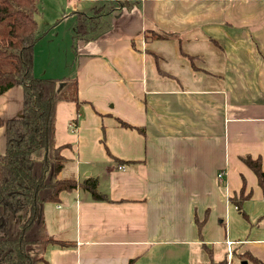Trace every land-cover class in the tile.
<instances>
[{"label": "crops", "instance_id": "obj_1", "mask_svg": "<svg viewBox=\"0 0 264 264\" xmlns=\"http://www.w3.org/2000/svg\"><path fill=\"white\" fill-rule=\"evenodd\" d=\"M59 1L33 71L77 78L80 105L57 104L60 177H96L107 199L79 187L45 204L71 242L46 264H207L209 249L228 264L229 242L231 261L264 264V191L242 159L264 167V0ZM79 13L98 17L87 37Z\"/></svg>", "mask_w": 264, "mask_h": 264}, {"label": "trees", "instance_id": "obj_2", "mask_svg": "<svg viewBox=\"0 0 264 264\" xmlns=\"http://www.w3.org/2000/svg\"><path fill=\"white\" fill-rule=\"evenodd\" d=\"M39 2L0 0V97L14 86L23 89L21 114L9 119L0 114V129L4 128L6 134L5 150L0 151V264H46L50 244L71 245L49 233L44 214L47 202L59 203L62 193L79 187L91 192L95 200L107 199L99 191L96 177L89 176L82 182L60 177L68 159L62 154L64 146L56 144L57 104L70 100L80 105L78 81L34 74L35 45L41 38ZM98 28V17L78 14L79 37H87ZM154 36L167 37L159 32ZM242 159L257 175L264 191L262 157L248 155ZM208 252L207 264H227V256L216 260L213 251ZM249 257L233 251L231 263L235 264L236 258L241 264ZM250 259L260 264L255 257Z\"/></svg>", "mask_w": 264, "mask_h": 264}, {"label": "rangeland", "instance_id": "obj_3", "mask_svg": "<svg viewBox=\"0 0 264 264\" xmlns=\"http://www.w3.org/2000/svg\"><path fill=\"white\" fill-rule=\"evenodd\" d=\"M60 1L59 0H40V11H39V14L37 16V20H38V30L40 32H48L49 29H48V24L47 22L50 20H54L52 19L53 17L51 16V13H50V10H51V7H53L54 5H60ZM45 33V34H46ZM47 35V34H46ZM44 35V36H46ZM47 37V36H46ZM45 37V38H46ZM44 43V40L43 42ZM195 63L198 64V65H201V61L200 59H195ZM22 91V86L21 85H17V86H14L13 88L7 90L1 97H0V114L2 115V117H7L8 114L5 112V109L6 108H11L8 106L9 104V95L11 93H15L16 91ZM21 98V101L20 102H15L13 106H16L18 104V106L21 107L22 109V106H23V93L21 95V92H20V96ZM12 106V107H13ZM5 129L4 128H1L0 129V151H4L5 150Z\"/></svg>", "mask_w": 264, "mask_h": 264}, {"label": "built area", "instance_id": "obj_4", "mask_svg": "<svg viewBox=\"0 0 264 264\" xmlns=\"http://www.w3.org/2000/svg\"><path fill=\"white\" fill-rule=\"evenodd\" d=\"M221 177H222V173L219 174V178H221ZM228 244H229V246H228V255H229V258H230V259H229L230 261H229L228 264H232V263H231V244H232V243L229 242Z\"/></svg>", "mask_w": 264, "mask_h": 264}, {"label": "water", "instance_id": "obj_5", "mask_svg": "<svg viewBox=\"0 0 264 264\" xmlns=\"http://www.w3.org/2000/svg\"><path fill=\"white\" fill-rule=\"evenodd\" d=\"M241 264H247L246 261H243Z\"/></svg>", "mask_w": 264, "mask_h": 264}]
</instances>
